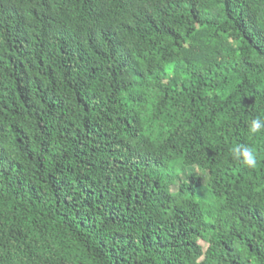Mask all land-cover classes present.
<instances>
[{
    "label": "trees",
    "instance_id": "trees-1",
    "mask_svg": "<svg viewBox=\"0 0 264 264\" xmlns=\"http://www.w3.org/2000/svg\"><path fill=\"white\" fill-rule=\"evenodd\" d=\"M257 116L264 0H0V264H264Z\"/></svg>",
    "mask_w": 264,
    "mask_h": 264
},
{
    "label": "clouds",
    "instance_id": "clouds-1",
    "mask_svg": "<svg viewBox=\"0 0 264 264\" xmlns=\"http://www.w3.org/2000/svg\"><path fill=\"white\" fill-rule=\"evenodd\" d=\"M247 131L250 136L264 133V117L257 116L248 123ZM232 158L242 166L255 168L257 166V156L254 149L247 145L237 144L231 150Z\"/></svg>",
    "mask_w": 264,
    "mask_h": 264
}]
</instances>
